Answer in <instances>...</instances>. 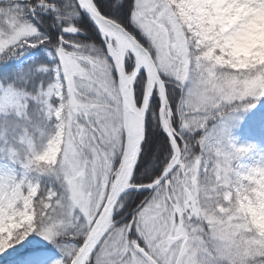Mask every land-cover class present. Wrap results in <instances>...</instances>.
<instances>
[{
	"label": "snow or ice",
	"instance_id": "6c2138e0",
	"mask_svg": "<svg viewBox=\"0 0 264 264\" xmlns=\"http://www.w3.org/2000/svg\"><path fill=\"white\" fill-rule=\"evenodd\" d=\"M0 264H264V0H0Z\"/></svg>",
	"mask_w": 264,
	"mask_h": 264
}]
</instances>
